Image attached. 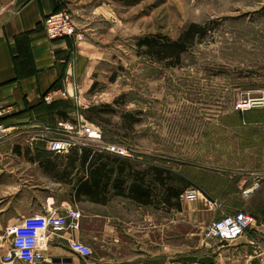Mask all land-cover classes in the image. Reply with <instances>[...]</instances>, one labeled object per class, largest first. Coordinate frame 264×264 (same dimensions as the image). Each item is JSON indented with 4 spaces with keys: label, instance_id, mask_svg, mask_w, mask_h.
<instances>
[{
    "label": "rangeland",
    "instance_id": "374dc122",
    "mask_svg": "<svg viewBox=\"0 0 264 264\" xmlns=\"http://www.w3.org/2000/svg\"><path fill=\"white\" fill-rule=\"evenodd\" d=\"M62 6L82 36L73 40L76 84L71 89L70 122L94 126L102 132L104 144L130 151L132 173L149 171L148 182L156 181L155 169H168L167 182L175 191L182 188L180 176L191 183L187 172L202 176L210 157L212 162L225 160L227 152L221 147L230 146L239 156L236 160L241 159L242 147L253 141L244 138V121L236 105L254 100L252 110H261L264 116V0H62ZM192 24L203 31L178 61L160 63L139 45L146 39L176 41ZM35 140L26 144H48L46 139ZM83 150L55 156L26 149L22 155L46 172L54 166L51 175L76 188L85 176L78 161ZM41 175L40 183L20 189L46 190L48 176ZM7 187L5 192L11 193ZM152 187L155 205L160 206L163 188L157 181ZM202 202L201 190L193 185L179 201L172 199L175 242L180 244L175 252H188L185 241H212L205 231L221 217ZM78 208L90 217V204ZM158 208L164 209L166 224L171 209ZM258 223L236 241H256L244 250L245 256L260 255L258 263L264 264V224Z\"/></svg>",
    "mask_w": 264,
    "mask_h": 264
},
{
    "label": "crops",
    "instance_id": "0c3cea01",
    "mask_svg": "<svg viewBox=\"0 0 264 264\" xmlns=\"http://www.w3.org/2000/svg\"><path fill=\"white\" fill-rule=\"evenodd\" d=\"M63 9L62 0H0V123L10 132L8 140L0 144V264H22L5 263L4 256L10 251L13 229L26 218L74 204L83 214L81 229L52 236L44 262L39 264H227L228 259L238 264H259L260 255L245 256L244 251L256 241H185L182 244L188 252H175L180 244L175 242L172 205L166 206L164 201L155 205L154 194L147 204L116 196L106 203H93L79 196L77 187L52 176L54 166H48L50 171L46 172L37 163L25 160L22 154L26 149L48 151V146L28 145L27 141H36L43 127L55 128L59 122L69 121L63 120L58 111H67L65 104L74 101L75 44L73 39L51 41L44 31L47 16ZM53 87L69 95L67 99L58 98L54 109L43 103ZM252 109L247 114L239 112L244 138L253 141L242 147L241 159L236 160L239 156L230 146L221 147V152H227L225 160L212 162L210 157L202 176L189 171L187 178L201 190L203 207L213 210L215 216L245 212L259 219L256 224L263 225L264 116L261 110ZM45 173L50 185L46 190L28 193L20 189L23 184L40 183L38 176ZM7 186L11 193L5 192ZM84 202L91 206L90 217L78 208L84 207ZM163 205L171 209L166 224L164 209L158 208ZM71 240L89 246L93 256L82 260L70 252L67 242Z\"/></svg>",
    "mask_w": 264,
    "mask_h": 264
},
{
    "label": "built area",
    "instance_id": "2783aa9c",
    "mask_svg": "<svg viewBox=\"0 0 264 264\" xmlns=\"http://www.w3.org/2000/svg\"><path fill=\"white\" fill-rule=\"evenodd\" d=\"M44 31L51 41L61 39L79 41L82 38L73 16L67 10L47 16L44 21ZM68 97L65 91H51L45 96L44 103L52 105L58 98ZM255 104L254 100L240 101L236 105V110L245 112L252 109ZM9 136L7 127L0 123V144L8 140ZM35 138L46 139L48 151L55 156H64L73 150L93 148L100 153L107 152L122 158L132 157L127 149L104 144L102 132L98 128L70 121H61L55 128L43 127ZM82 218V212L74 207L65 210L49 209L42 215L26 218L20 226L13 229L10 251L4 256V262L43 263L45 252L49 250L50 238L62 233L79 231ZM255 225L256 220L253 216L238 212L212 222L207 227L205 236L208 240L233 242L247 235ZM67 247L82 260H89L93 256L92 249L80 241H68Z\"/></svg>",
    "mask_w": 264,
    "mask_h": 264
},
{
    "label": "trees",
    "instance_id": "16d2710c",
    "mask_svg": "<svg viewBox=\"0 0 264 264\" xmlns=\"http://www.w3.org/2000/svg\"><path fill=\"white\" fill-rule=\"evenodd\" d=\"M57 10L56 12H59ZM203 28L198 24H192L176 41L168 39L151 40L146 39L140 42L141 47H146V52L150 56L156 57L160 63L167 60H180L181 56L188 51V48L194 44L196 38L200 35ZM60 88L53 87L51 91H58ZM44 103V102H43ZM67 111H58L63 120H69L67 113H71V105L65 104ZM50 108H57V101L52 105H47ZM73 160L71 167L74 169L75 162ZM81 167L84 170V177L79 180L77 185L78 195H83L93 203H106L109 197H124L130 198L142 204L150 202L153 194V183L157 181L163 188L164 204L171 206L172 199L178 201L185 189L192 187V184L185 177H179L181 189L175 191L167 182V175L170 171L166 168H157L156 181L148 182L149 171L134 172L127 161V158H122L107 152H96L90 148L82 151L80 157ZM129 169V170H128ZM128 171V172H127ZM131 180L130 184L129 181ZM111 195V196H110Z\"/></svg>",
    "mask_w": 264,
    "mask_h": 264
}]
</instances>
